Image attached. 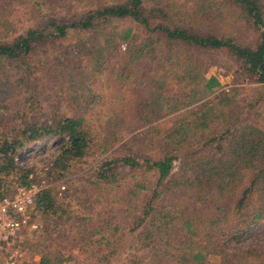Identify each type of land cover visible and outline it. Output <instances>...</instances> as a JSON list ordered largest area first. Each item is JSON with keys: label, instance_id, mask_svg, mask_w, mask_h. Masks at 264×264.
<instances>
[{"label": "trees", "instance_id": "16d2710c", "mask_svg": "<svg viewBox=\"0 0 264 264\" xmlns=\"http://www.w3.org/2000/svg\"><path fill=\"white\" fill-rule=\"evenodd\" d=\"M16 1L0 0V70L13 68L25 94L21 107L10 108L7 97L0 101V196L18 185L41 187L31 209L38 220L31 230L35 241L25 237L21 242L31 254L40 253L29 264H66L70 259L59 230L74 218L75 209L65 198L75 193L68 196L69 187L59 193V185L50 181L68 179L88 159L91 147L104 151L127 132L132 134L120 144H130L89 171V182L104 195L110 193L108 183L127 182L125 196H118L127 203L121 210L123 215L127 209L136 211L127 231L142 252L114 264H264V121H257L264 110L251 104L234 108L226 91L217 101L206 98L220 85L215 75L206 76L207 69L230 59L240 75L262 83L264 91L260 0H79L80 5L68 8L67 0H34L37 10L46 11L21 32L11 17ZM237 20L253 26L250 41L240 42L233 33ZM72 34L76 37L65 43L63 37ZM89 63L96 70L111 68L120 88L131 86L99 127L76 106L82 66ZM66 75L72 77L67 89ZM42 77H54L59 97L74 98L72 112L51 106L49 115H26L43 109L38 99ZM186 106L187 118L162 133L157 125H146ZM2 108L12 109L11 126ZM47 135L66 137L51 162L34 169L16 161L22 147ZM147 144L154 146L141 149ZM179 157V169L172 172ZM138 171L155 177L145 183V177H133ZM100 203V215L81 216L76 230L94 255L106 243L103 258H109L120 241L113 235L122 222L112 201Z\"/></svg>", "mask_w": 264, "mask_h": 264}, {"label": "rangeland", "instance_id": "374dc122", "mask_svg": "<svg viewBox=\"0 0 264 264\" xmlns=\"http://www.w3.org/2000/svg\"><path fill=\"white\" fill-rule=\"evenodd\" d=\"M33 1L34 0H20L19 2L16 1L12 6L13 14L11 17L16 20L15 26L19 32L23 31L28 25L35 23L38 20V15H40L43 11H46L44 7L37 10V8L33 5ZM260 2L263 4L264 9V0H260ZM72 4L80 5V2L79 0H67V3H65L66 7ZM44 6L48 5L45 4ZM47 11H50V9ZM234 27L235 29L233 30V33L239 38L240 42L250 41L255 34L253 26L247 22L237 20L234 23ZM75 37L76 36L72 34L70 36L63 37V40L66 43ZM220 57L228 58L225 53H222ZM233 64V68H229ZM111 65L113 66V69H116L117 65L115 63ZM82 67L84 68V74L82 75L84 82L83 84H80V87H78L77 97L78 95L79 97L76 98V101L78 102L77 105V102H74V98H70L68 95H65L67 96L66 98L59 97V94L56 93L58 84L55 80H53L54 77H49V80L42 77L41 80L38 81L41 89V94L38 99L43 102V109L37 110L34 108L32 111L27 110L26 115L30 117L38 115L45 116L46 114L49 115L51 106H54L53 108L60 111L72 112L74 110V105H76L80 106V111L84 113L88 122L93 124L95 127L102 125L113 106H119L118 103L122 102V99H118V97L122 96L123 93H125V90H130L131 86L126 85L125 87L120 88L119 84H117L114 80L115 74L111 68L96 70V68L94 69L90 63ZM237 70L238 68L232 59L228 60V62L224 65H211L206 71V76L215 75L218 77L220 85L215 88V91L208 94L206 98H213V101H217L221 93L226 91L229 92L233 98L230 103L234 108L240 106L244 107L251 104L262 112L264 110V91L262 83L252 80V77L240 75ZM235 71L237 73H235ZM0 76H2V79H6L3 81L5 84H1L0 82V101L3 97H7L6 102H8L10 108L21 107L20 102H23L25 90L22 85H18L19 78L16 71L8 66L3 67L0 70ZM65 77L66 83L64 85L65 89H67L69 79L72 80V77L69 75H66ZM6 90L7 92H5ZM85 93L90 96V100L88 99V101H86L83 99V94ZM2 109H4L6 114V120L8 123L7 126H11L9 124V118L12 109ZM189 110L190 106L181 107L177 111L166 114L159 119L152 120L146 125H157L162 133L166 130V128L171 126L174 121L187 118V115L190 114ZM257 121L263 123L264 118L260 116ZM144 127L145 126H141L133 132H138ZM131 134L132 132L125 133V137L121 141L109 146L104 151L97 152L96 146L93 148L91 147L92 152L88 156V159L78 165L77 168H73L74 171L70 172L68 179L56 178L50 181L53 185H59L58 189H60L61 183L65 185V188L69 187L67 193L70 197L73 196L71 195V192L75 193L74 197L65 198L66 201H70V207L75 209L74 218L69 221V224L64 225L63 230H59L63 232L66 239V241H64L65 246L63 248V253L65 255H70V259L66 261V264H114L129 256L132 252H136L137 254L142 252L141 248H137L139 245L137 239H134L133 234H130L127 231L128 225L131 224L136 211L133 208L129 209L130 211L127 209L125 210V215H123L121 209L125 208L127 203L126 201H123L122 198L118 199L120 194L125 196L127 182L121 186L120 184L117 186L118 183L116 182L111 184L108 183L105 189L110 188V193L107 195H104L99 188L94 187L95 184L89 182L93 178V174L91 175L89 172L91 169L90 166L94 165L98 160L102 159L106 155L109 156L121 153V151L130 143H125L123 146L120 143L123 140H126ZM65 138V135H47L38 140L28 142L17 153L16 161L22 165L33 166L34 169H40L48 161L51 162V160L59 152ZM151 146L153 147L154 145H143L141 149H148ZM136 148V145L133 146V149ZM179 160L180 157L173 160L171 169L172 172L179 169ZM141 176L145 177V183H150V181H152L155 177L153 173H149L148 171L143 174H140L138 171V173H134L133 175L134 178H141ZM125 179V181H128L130 178L126 177ZM114 187H117L115 188V192L113 191ZM113 193H115L114 197ZM101 200L113 202L112 205L115 207L114 211L116 213V218L120 219L122 222L120 231L118 230L119 232L117 231L113 235L114 238L119 237L120 241L117 243L116 251L110 253L109 258H103V254L108 252L109 249V246L106 243H102L99 254L94 255L92 254L90 247L83 246V242L85 241L84 237L78 234L76 230V221H78L81 216L100 215V211L102 209V204L100 203ZM54 234H56V232H54ZM25 237H28L29 242L35 239L33 237V231L31 230L26 233ZM261 237L262 238L260 240L262 241L264 238V229L261 233ZM29 247L30 246L28 245H21L22 254L17 264H29L39 260L40 253L33 252L31 254Z\"/></svg>", "mask_w": 264, "mask_h": 264}, {"label": "built area", "instance_id": "2783aa9c", "mask_svg": "<svg viewBox=\"0 0 264 264\" xmlns=\"http://www.w3.org/2000/svg\"><path fill=\"white\" fill-rule=\"evenodd\" d=\"M40 188L36 184L18 185L0 196V264H17L22 254V240L29 230L38 227L31 209ZM64 188L62 183L58 192Z\"/></svg>", "mask_w": 264, "mask_h": 264}]
</instances>
